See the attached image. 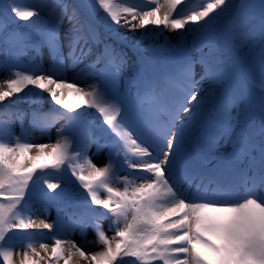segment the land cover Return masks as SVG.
<instances>
[{
  "label": "snow or ice",
  "instance_id": "1",
  "mask_svg": "<svg viewBox=\"0 0 264 264\" xmlns=\"http://www.w3.org/2000/svg\"><path fill=\"white\" fill-rule=\"evenodd\" d=\"M245 6L243 0L239 8L234 0H81L68 15L64 0H0V54L5 57L0 107L5 101L52 104L47 112L34 107L31 131L20 136L11 131V120L22 123L26 113L0 112L8 116L0 118V264H16L14 255L20 256L19 264H264V97L259 133L247 125L237 133L228 120L213 122L212 117H227L240 98L227 89L214 96L199 87L227 82L217 53L220 22ZM77 8L86 22L62 32L65 21L77 20ZM101 27L113 39L121 28L144 30L146 40L170 30L177 47H186L191 38L199 57L143 70L135 97L121 98L107 83L125 63L113 46L105 44L91 64L80 66L85 48L91 51L89 45L99 41ZM257 37L264 44V0L259 27L248 29L242 42ZM43 49L50 57L47 67ZM99 64L110 74L97 69ZM69 69L87 87L69 82ZM256 83L264 92V52ZM97 120L107 136L104 143L90 126ZM60 121L65 123L56 129L55 143L35 142L34 131L50 138ZM222 141L231 151L208 167L204 154ZM93 146V155L107 149L103 166L89 154ZM125 167L131 171L121 175ZM70 183L84 190L81 210L68 219L37 223L32 198H68ZM89 227L95 252L71 238L77 231L85 235ZM30 229L47 230L51 244ZM17 231L24 234L22 255L9 235Z\"/></svg>",
  "mask_w": 264,
  "mask_h": 264
},
{
  "label": "bare ground",
  "instance_id": "2",
  "mask_svg": "<svg viewBox=\"0 0 264 264\" xmlns=\"http://www.w3.org/2000/svg\"><path fill=\"white\" fill-rule=\"evenodd\" d=\"M32 4H38L40 0H29ZM68 5L67 13L71 15L73 8L81 3V0H64ZM242 3V2H241ZM240 3V5H241ZM259 3L260 0H244L243 4L246 5L240 8L239 15H235V18H224L220 24L222 28V44L220 48L217 49L218 59L221 61V66L227 73V82L221 85H208L206 83L201 84L199 87L201 89H207L214 96L218 95L219 92L225 89L232 92L234 95L240 98L238 100L237 106L231 109L227 117L213 116L212 121L215 122L218 119L228 120L235 132H240L246 125L254 128L256 133H259L260 129V101L264 97V92L259 88V84L256 83L260 79V57L262 52H264V44H262L257 37L254 41H249L246 45L242 42L243 35L248 31V29L255 26L259 27ZM247 5H254V7H247ZM240 7V6H239ZM45 18L48 19V14L45 13ZM77 21L81 23L86 22V17L83 11L77 8V20H73L71 24L65 21L62 26V32L67 31L70 27L77 24ZM101 32L107 36V38L112 42V45L116 52L122 54L125 63L122 66V70L113 80L109 79L107 81L109 89L114 87L115 94L119 95L121 98L127 96L129 93L132 97H135L137 91L132 90L130 84L136 79L138 71L140 69H132L129 67L128 61L130 60V54L143 53L146 52L149 56L157 57L152 69H166L177 61L183 59L184 57H192L193 47L192 44L187 41L186 47H177V35L176 33L168 30L164 35L157 36L154 40H146L142 37V32L144 30L129 31L127 28L120 29V36L118 39L111 38L110 34L105 32L101 27ZM165 35L168 37L165 40ZM168 45L164 47V45ZM91 51L85 48L86 55L82 58L81 67L91 64L95 58L100 54L101 49L95 44L89 45ZM43 53L48 54L47 49H43ZM65 54H67V47H65ZM5 57L0 54V62H2ZM97 69L105 68L104 64H99L96 66ZM105 71L110 74V69L105 68ZM200 72V67L197 65V73ZM77 72L69 69L66 73V78L69 82L80 83L81 86L87 87V83H83V77L77 80ZM96 81L89 80L88 83H93ZM47 95V94H45ZM200 95H204V91H200ZM20 105L12 104L9 101L3 102V107H0V112H20L26 113L23 118V122L16 119L15 117L11 120V131L13 130V125L16 123L29 125L31 123V112L34 107H38L41 111L47 112L52 108V104L48 101H44L41 105H32L29 101H21ZM59 107V106H57ZM195 111V109H193ZM210 110V107H209ZM2 119H8V116L0 117ZM91 123V122H90ZM92 124V123H91ZM214 129L210 131H215V124L213 123ZM36 143H55L56 138L50 134L41 136L40 133L33 134ZM101 141V140H100ZM225 151H231V145L227 147L224 146L223 141L218 146L216 151L205 153L207 160L210 162L208 167L215 165L217 158L221 156ZM96 152L95 146L90 150V155ZM33 155L35 152L32 153ZM107 150L105 149L103 155H93V160L97 166H103L105 160L103 156H106ZM34 202L40 203L41 200L38 198H32ZM97 211H104L99 206H93ZM33 219L38 223L40 220H45L48 223H54L51 212H47L39 209V207H33ZM71 215L69 214L68 217ZM107 231V227L103 225ZM29 232L33 233L35 236H47L50 235L47 230L41 229H30ZM40 233V234H39ZM109 237L112 234L107 232ZM23 236L24 234L21 233ZM86 236V238H85ZM78 245L83 246V250L86 252H95L98 249L91 241L94 240V232L91 227L88 228L85 235H81L77 231L71 237ZM51 244V240L48 239ZM43 255V253H41ZM61 264L63 262L61 261ZM81 264H86V262H81Z\"/></svg>",
  "mask_w": 264,
  "mask_h": 264
},
{
  "label": "rangeland",
  "instance_id": "3",
  "mask_svg": "<svg viewBox=\"0 0 264 264\" xmlns=\"http://www.w3.org/2000/svg\"><path fill=\"white\" fill-rule=\"evenodd\" d=\"M242 2V0H234V3L237 5V7L239 8L240 3ZM244 2V0H243ZM235 13L232 16L226 17V18H230L233 19L235 18ZM99 31V41L94 43L95 45H97V47H99V49H101V51L104 49L105 44L108 45H112V42L107 38V36H105L102 32L101 29H98ZM222 28H221V24H220V28L218 31V39H217V43H218V48H220L221 44H222ZM190 40V41H189ZM189 43H191V38H189ZM192 44V43H191ZM204 51H207V48H204ZM29 55H31V53H29ZM43 64L45 67H47L50 63V57L49 54H45L43 53ZM192 57L193 58H198L199 57V52L193 48V53H192ZM157 57L155 56H149L147 55L146 52H141V53H135L133 52L132 54H130V60L128 61L129 67L132 69H139L140 71H138V75L136 77V79L130 84L132 90L137 91L138 87L142 84L143 78H144V71L145 69H149L151 68V65H153V63L155 62ZM21 60L24 62H27L28 60V56H22ZM99 69H103L105 70V68H99ZM152 69V68H151ZM106 72V71H105ZM107 73V72H106ZM5 75L4 72L0 71V78H3ZM111 92L115 93V89L114 87H111L109 89ZM12 104H17L20 105V103H12ZM260 114V113H259ZM90 126L91 129L95 131V134L98 138H100L101 143H104L105 141H107V136L105 133H103L100 129V121H90ZM64 121H60L58 122L51 130V133L53 135V137L56 138V129L63 127L64 126ZM30 124L29 125H24V124H19L16 123L13 125V130L12 132L16 135V136H20L22 134V132H24L25 130L31 131L30 129ZM214 129V127L212 126V130ZM39 133L38 130L34 131L33 134H37ZM131 170L127 169L126 167L124 168V170L121 172V175H127L129 174ZM74 180V178H73ZM64 186V185H62ZM69 191L72 193V195L68 198H64V199H50L48 197L45 196H34V198H38L40 201V203L34 202L33 200H31V207H39V209L47 211V212H51L50 214H52L53 216V220L57 221L58 217L59 218H63V219H68V215H72L75 212H79L81 210V206L83 204L84 201V190L82 188H80L78 186L77 183H70L67 185ZM50 206H58L59 208L53 207L54 209L50 208ZM59 213V214H58ZM110 221L109 220H104L103 221V225L106 226L108 228ZM110 234L113 235V233L111 231H109ZM40 234V233H39ZM9 235L14 236V243L17 245L15 251L20 253L22 255L23 252V248L21 247V245L24 243L23 239H22V235L21 232H14V233H9ZM40 237L42 239L45 240V242H48L47 236L41 235V236H37ZM22 239V240H21ZM50 244V242H48ZM38 247V245H37ZM19 259L20 256L18 255H14V261L16 262V264H19ZM43 264V262H42Z\"/></svg>",
  "mask_w": 264,
  "mask_h": 264
}]
</instances>
